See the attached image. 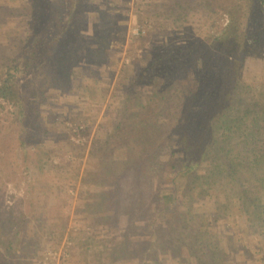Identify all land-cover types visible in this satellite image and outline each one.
Returning <instances> with one entry per match:
<instances>
[{"label": "trees", "instance_id": "1", "mask_svg": "<svg viewBox=\"0 0 264 264\" xmlns=\"http://www.w3.org/2000/svg\"><path fill=\"white\" fill-rule=\"evenodd\" d=\"M94 1L27 0L18 9L24 20L11 39L14 47L10 53L0 49V108L2 102L14 105L21 130L34 99L44 98L54 83L66 89L72 66L81 68L88 77L84 87L94 93L91 84L99 83L98 65L110 61L112 37L110 11L92 6ZM195 8L213 20L210 27L219 12L228 23L216 34L192 36L174 63L162 53L137 69L131 85H148L150 95L142 103L125 93L106 137L93 142L95 170L83 180L114 182L117 198L111 209L102 201L101 211H112L117 225L127 217L129 227L135 221L134 227L153 236L143 251L136 242H117L115 257L162 264L152 249L160 240L167 264H232L236 258L264 264V154L257 152L264 138L255 131L264 116L254 97L238 93L252 18L256 12L264 17V0H160L149 5L148 16L158 23ZM84 23L93 34H80ZM256 87L250 84L249 91ZM103 160L111 167L106 173L98 171ZM205 200L213 211L198 216L192 206ZM8 219L0 217L7 264L27 254L26 244L33 242Z\"/></svg>", "mask_w": 264, "mask_h": 264}, {"label": "rangeland", "instance_id": "2", "mask_svg": "<svg viewBox=\"0 0 264 264\" xmlns=\"http://www.w3.org/2000/svg\"><path fill=\"white\" fill-rule=\"evenodd\" d=\"M26 3L27 0H0L1 50L10 53L14 47L11 39L16 38L24 20L18 9ZM154 3H160V0L92 2V6L109 9L108 23L112 27L110 50L106 56L110 61L100 69L98 65L95 78L99 83L91 84L93 94L84 87L88 77L79 66H72V77L70 81L66 78V89L54 83L44 90V98L31 102L22 130L15 117L14 105L1 103L0 217L8 219L10 212L11 228L19 230L26 242L33 239L31 245L26 244L27 254L8 258L9 264H131L134 259L111 254L117 250V242H136L139 251H143L148 242H154L151 234H143L139 227H134L139 223L134 221L129 227L125 217L117 225L112 211H101V202L107 203L105 209H111L110 203L117 194L114 182L104 180V177L96 181L98 185L83 180L85 172L95 170L92 152L97 146L94 147L93 142L106 137L125 93L134 94L131 98H139L142 103L147 101L150 87L131 85L137 69L146 67L162 53L174 63V56H182L192 36L205 31L216 34L229 19L226 13L219 12L215 26L210 27L213 20L195 8L185 13L179 10L175 13L178 16L171 14L157 23L148 16L149 5ZM252 19L238 93L243 97H254L256 112L263 117L264 17L256 12ZM79 32L93 34L86 23ZM165 61L163 59V63ZM122 70L125 72L121 73ZM59 72L66 77L65 72ZM250 84L257 87L249 91ZM140 100L135 102L141 104ZM263 126L261 119L255 130L262 138ZM261 143L257 142V152L264 154ZM108 162L101 161L98 171L106 173L111 168ZM192 210L198 216L208 214L213 211L212 201H198ZM22 217V222L18 223ZM141 219L146 226V217ZM1 246L0 264H7ZM152 249L157 251L160 263L167 264L169 257L160 240ZM257 250L255 256L262 254L260 249ZM234 260H231L232 264H244L240 258ZM189 262L194 264L193 259ZM148 263L155 264L154 261Z\"/></svg>", "mask_w": 264, "mask_h": 264}]
</instances>
